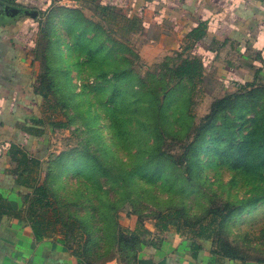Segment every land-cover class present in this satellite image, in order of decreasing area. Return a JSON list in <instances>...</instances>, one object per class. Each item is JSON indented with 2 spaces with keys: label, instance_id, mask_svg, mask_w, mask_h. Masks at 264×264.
Returning <instances> with one entry per match:
<instances>
[{
  "label": "rangeland",
  "instance_id": "rangeland-1",
  "mask_svg": "<svg viewBox=\"0 0 264 264\" xmlns=\"http://www.w3.org/2000/svg\"><path fill=\"white\" fill-rule=\"evenodd\" d=\"M63 6L64 9L76 8L73 5ZM84 6L79 7L84 17L90 18L92 25L102 27L104 13L93 5L89 4V8ZM57 16L59 13L55 14L52 10L47 22L46 34L62 32L63 35L70 31L68 23L57 25ZM26 19L30 20L27 17ZM44 19L47 20V17L45 16ZM78 23L83 24V20L79 19ZM32 24L31 37L37 41L40 36L39 33H34V29H38V25ZM104 27L110 29L109 26ZM98 30L83 35L82 40L87 42L86 39L93 38L94 42H98L104 39V34L97 35L101 28L99 27ZM119 30L122 28H115V31L110 33V37L130 48L129 61L134 64L139 77L146 78L147 72H153L156 79H162V85L171 84L170 87L176 89L171 97L172 109L168 112L169 118L166 116L168 122L167 119L158 122L159 128L154 129L153 124L133 123L134 114L124 113L116 119V115L108 110L111 106L108 105L111 104L108 97L114 83L112 79L109 80L110 83L106 82L107 79L101 82L100 77L102 69L106 71L115 69L116 61L110 59L106 64H101V59H95L81 66L79 75H75V72L72 74L75 90L82 92V96L77 97L78 107H57L52 113L55 115V120L64 122L69 120L67 113L71 111L73 122L65 129L59 130L58 134L53 135L46 129L56 138L57 143V145L55 142L52 143L48 154L56 155L55 160L50 157V161L47 163L46 160L45 165L48 179L52 182L57 181L54 188L51 186V194L55 196L57 204L61 205L63 240L73 250L80 251L84 260L96 264L108 262L133 264L134 254L130 250L135 248L134 243L127 241L128 237L122 233L123 231L117 232V226L132 230L137 222L143 221V224L150 228L153 226L154 216L168 208L179 207L184 208L187 221L194 223L204 216L206 208L222 206L224 198L229 193L227 185L236 175L228 170L224 163L219 161L211 163L214 155L207 153L205 148H208L209 152L213 147L212 144H205L199 152L191 154V169L186 163L188 159L185 155L187 144L196 140L192 139V134L209 111L211 101L229 91L222 88V84L214 83L212 78L206 79L202 84H195L194 88L188 82L170 81L172 78L169 70L178 61L177 52L160 50L153 43H149L143 35L120 37ZM80 31L78 27L75 33L80 34ZM32 39L30 40L33 41ZM145 43L152 51L148 48L146 52L144 51ZM138 46L141 47L140 52L136 51ZM76 48L79 52H83L87 47L79 42ZM89 48L92 49V46L90 45ZM136 52L140 54V58ZM148 54H153L155 57H150ZM166 57L170 60L165 61ZM80 60L85 61V59ZM36 67L38 68L37 62L33 64L32 80L37 76ZM81 84L87 85L88 88L82 87ZM99 84H102L100 86L104 89L90 91ZM157 85L159 87L158 83ZM125 90L130 91L129 94L132 93L128 87ZM84 93L89 96L88 102L92 101L94 104L92 109L88 108V112L91 113L88 117L85 114L84 105L87 101L84 100ZM48 96L50 101H53L58 94L51 92ZM160 97L165 98L162 95ZM39 99V107L42 110V99L41 97ZM131 101L130 97L128 102ZM48 106L47 104L46 108ZM225 112L228 120H236L233 121L237 123L233 130L235 138L244 135L248 127H252L251 122L246 120L250 118L248 113L238 112L237 115H242L239 120L236 119V110L232 114L229 110ZM131 119V122L128 121ZM214 124L215 127L221 126L219 119L215 120ZM218 134L219 132L216 131L215 135ZM154 142L157 143L158 150L151 152L149 147ZM59 155L62 157L60 158ZM89 156H92L94 161ZM156 159L159 160L160 166L156 169L158 170L156 175L152 176L153 170L148 171L151 170L149 164L151 160L157 162ZM87 162L91 166L93 162L100 163L99 168L92 167L93 170L88 171L89 177L83 171ZM54 176L56 178H53ZM217 181L221 183H214ZM242 186L238 183L233 187V195L238 198L246 196V189ZM93 211L104 212L109 218L102 220L95 218L91 215ZM241 219H234L230 223V228L228 225L227 232L218 235L215 240L217 245L232 242L250 258L263 257L264 241L259 240L258 237L256 240V236H261L256 225L258 222L253 225L248 222L239 223ZM72 220L76 222L78 229L73 227ZM78 230H81V234L74 236L72 233Z\"/></svg>",
  "mask_w": 264,
  "mask_h": 264
},
{
  "label": "trees",
  "instance_id": "trees-1",
  "mask_svg": "<svg viewBox=\"0 0 264 264\" xmlns=\"http://www.w3.org/2000/svg\"><path fill=\"white\" fill-rule=\"evenodd\" d=\"M54 0H50L43 8L34 6L30 2L23 0H0V3L16 5L26 8H33L38 10V18L35 20L39 33V38L32 47V54L35 61L39 63V69L35 81L32 83L34 94L38 95L42 99L41 116L33 120V126L28 129L32 132L42 133V127L50 130V133L58 134V131L68 127L73 122L72 112L67 113L69 120L57 121L55 115L52 113L57 107H78L77 97L82 96V92L75 90L72 83L73 73L79 75L81 73V66L93 62V60L101 59V64L108 62L110 59L116 63L115 69L106 71L101 70V82L105 81L110 83L112 79L114 85L111 89V94L108 99L111 105L108 110L112 114L116 115V119L124 113L134 114L133 123L135 124H153L154 129H158V122H164L169 118L168 112L172 109L171 97L175 94L176 89L170 87L171 84L162 85V79H156L153 72H147V77L142 78L136 73L134 64L129 61V55L131 50L119 41L110 37V33L115 31V28L121 27L122 30L120 37H131L137 27L134 17H126L115 11H109L104 6L95 2H86L87 4L81 5L89 8V4L96 7L104 13L102 17V27L92 25L90 18L84 17L79 8L64 9V6L53 5ZM53 13H59L57 19V25H63L68 23L71 28L69 32H62L52 34H46L47 22L51 11ZM46 14V15H45ZM47 17V20L44 17ZM82 19L83 24H79L78 20ZM6 20L0 15V26L5 25ZM80 25V26H79ZM104 26H109L110 29ZM81 30L80 34L75 33L78 29ZM101 31L97 35L104 34V39L100 41H93V38L86 39L87 42L82 40V36L88 34L90 31ZM117 31V30H116ZM118 32V31H117ZM106 34V36H105ZM123 34V35H122ZM48 36V37H47ZM96 37V36H95ZM81 42L86 45V49L83 52L77 50L78 43ZM96 43V44H95ZM90 45L92 49L89 48ZM117 45V46H115ZM58 46H60L58 48ZM62 48V49H61ZM137 52H140V46L136 48ZM136 52V53H137ZM102 54V55H101ZM140 58V54L137 53ZM80 59H85L82 61ZM170 60L169 57L165 58V61ZM177 59V58H176ZM178 60V59H177ZM179 61V62H178ZM172 68L169 70L171 80L178 81L179 83H191L193 88L201 82L203 66L195 58L178 60ZM168 65V64H165ZM85 79V78H82ZM159 84V87L157 85ZM178 84V83H176ZM102 84L91 88L90 91H99L104 89ZM247 85L248 84L247 82ZM82 87L88 88L87 85L81 84ZM126 87L131 90V94L126 91ZM58 94V97H54L53 101H50L49 93ZM88 92V90H86ZM84 100L87 101L84 106L85 114L88 117V108H93L92 101L88 102V94L84 93ZM165 97L162 99L160 96ZM132 98L131 102H128L129 98ZM108 101V102H109ZM49 105L46 108V105ZM83 105V104H82ZM244 108V109H243ZM229 110L232 114L236 110V119L242 117L238 112L248 113L250 117L246 119L251 122V128L248 127L247 132L244 135H239L235 138L233 130L236 128V120H228L227 113ZM143 111V112H142ZM55 114V113H54ZM182 114V113H180ZM91 115V113L89 114ZM167 116V118H166ZM110 117V116H109ZM114 117V116H111ZM174 117V116H173ZM252 117V118H251ZM221 126L215 127V120H218ZM223 120V122H222ZM123 121V120H122ZM128 121H132L128 120ZM168 122V119L166 120ZM199 126H196L192 139H196L193 142H189L186 147V162L191 169V154L199 152L205 144H212L213 147L207 151L214 155L213 161H219L224 163L228 170L232 171L234 175L229 181L228 194L220 207L206 208L204 216L195 221L194 223L187 221V216L184 208H168L156 216L153 219V227L159 232H175L181 235L187 236L192 243L193 248H198L201 245L198 243L200 240L210 243V251L222 258L247 260L254 259L259 262H264L263 257L250 258L246 256L238 246L226 242L225 244L217 245L216 239L218 235L227 232L228 225L234 219L242 218L239 223L248 222L250 225L256 223L261 236H256L259 240L264 241V86L253 87L248 90L245 88L239 89L234 93L217 97L213 99L209 105V111L202 118V122ZM241 125V124H240ZM241 128V126H240ZM219 134L216 136L215 132ZM151 152L158 150L156 142L150 147ZM17 150H15L13 157L19 163V166H25L26 158L24 154L17 156ZM47 163L55 160L56 155H48ZM60 158L62 155H59ZM92 156L89 158L94 161ZM150 159H154L150 157ZM72 160V159H71ZM150 161V167L152 176L158 172L157 167L159 160L156 159ZM54 162V161H53ZM91 166L88 162L84 166L83 171L86 172V176L89 177V170H93L92 167L99 168V162H93ZM30 171L33 167L39 165L38 160H30ZM28 166V165H27ZM47 166L45 165V174L40 176L36 180L32 177L22 176L21 182L29 187L30 192L26 194L25 199L27 201L28 221L31 224L35 236L39 238L50 237L53 232L60 233L62 242L68 247L62 237V214L61 205L57 204L55 196L51 194V186L54 188L57 181L52 182L47 176ZM190 172L192 170H189ZM93 175V173H91ZM50 176V174H49ZM53 178H56L55 176ZM216 184L220 181L214 182ZM238 183H241L243 188L246 189L247 195H243L242 198H238L233 195V187ZM255 209V210H252ZM95 218H109L106 213L91 212ZM245 215V217H240ZM73 221V220H72ZM71 221V222H72ZM73 227L78 229L76 222H72ZM117 232L125 233L128 237L127 241H130L135 248L130 251L134 254L133 263L137 260L138 253L143 249L145 245L150 242L151 231L142 222H137V225L132 230L124 229L121 226L116 227ZM230 230V229H229ZM79 232V233H78ZM74 236L81 234V230L76 233H72ZM247 239V238H245ZM132 246V247H133ZM71 251L80 260L86 261L89 264L93 263L90 260H84L80 251Z\"/></svg>",
  "mask_w": 264,
  "mask_h": 264
},
{
  "label": "crops",
  "instance_id": "crops-1",
  "mask_svg": "<svg viewBox=\"0 0 264 264\" xmlns=\"http://www.w3.org/2000/svg\"><path fill=\"white\" fill-rule=\"evenodd\" d=\"M23 1L43 8L50 0ZM86 2L134 17L133 36L143 35L156 48L177 52L178 60L197 59L203 66L200 84L212 78L229 91L224 95L264 86V0H54L53 5L79 8ZM29 19L23 16L0 26V264H89L75 256L60 233L35 236L27 219L25 196L30 189L21 175L36 180L44 176L56 141L45 127L42 133L28 129L41 116L40 96L32 88L37 61L31 52L36 39L30 28L36 19ZM147 48L152 51L145 43V52ZM38 69L39 63L36 73ZM15 150L17 156L25 155L26 167L14 159ZM31 159L39 162L32 171ZM146 227L150 242L133 264H264L222 258L210 251L208 242L200 240L201 246L193 248L185 235Z\"/></svg>",
  "mask_w": 264,
  "mask_h": 264
},
{
  "label": "water",
  "instance_id": "water-1",
  "mask_svg": "<svg viewBox=\"0 0 264 264\" xmlns=\"http://www.w3.org/2000/svg\"><path fill=\"white\" fill-rule=\"evenodd\" d=\"M0 15H2L6 20H12L23 16H26L31 19H37L38 10L33 8H26L16 5L0 3Z\"/></svg>",
  "mask_w": 264,
  "mask_h": 264
}]
</instances>
